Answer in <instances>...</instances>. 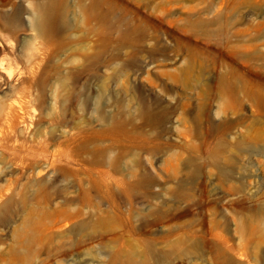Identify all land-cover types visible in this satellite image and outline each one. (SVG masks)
<instances>
[{"label":"rangeland","instance_id":"374dc122","mask_svg":"<svg viewBox=\"0 0 264 264\" xmlns=\"http://www.w3.org/2000/svg\"><path fill=\"white\" fill-rule=\"evenodd\" d=\"M130 255L264 264V0H0V264Z\"/></svg>","mask_w":264,"mask_h":264},{"label":"bare ground","instance_id":"6f19581e","mask_svg":"<svg viewBox=\"0 0 264 264\" xmlns=\"http://www.w3.org/2000/svg\"><path fill=\"white\" fill-rule=\"evenodd\" d=\"M44 13H45V11L42 12L40 15H38V17L35 18V20H34V23H35V24H38V23L40 22L41 17H43V14H44ZM126 198H127V199H130V196L127 194V195H126ZM165 216H166V213L160 209V210L157 211V214H156V216L154 217L153 221H154V220H157V219H158V220H159V219H163ZM150 243H151V242H150ZM150 243H149V245H150ZM162 249H163L162 257H164L165 254H166V250L164 249V247H163ZM128 261H129L131 264H137V261L134 259L133 255H130Z\"/></svg>","mask_w":264,"mask_h":264}]
</instances>
